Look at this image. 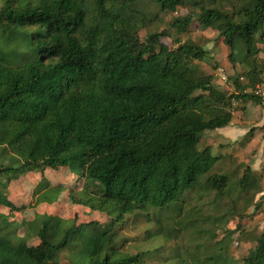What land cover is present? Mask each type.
Segmentation results:
<instances>
[{"label": "trees", "instance_id": "obj_1", "mask_svg": "<svg viewBox=\"0 0 264 264\" xmlns=\"http://www.w3.org/2000/svg\"><path fill=\"white\" fill-rule=\"evenodd\" d=\"M149 1L187 10L169 23L178 34L196 23L239 55L246 69L227 76L232 94L198 66L209 55L194 41L141 38L153 12L138 0H0V188L26 173H68L80 187L70 202L110 218L36 215L20 236L0 213V264H55L62 252L72 264H143L146 254L117 248L128 215L180 210L190 192L221 199L232 177L241 211L258 209L262 175L200 143L232 123L235 102L261 103L250 90L264 83V0ZM63 191L42 177L33 193L52 203ZM1 206L11 207L2 192ZM254 244L243 264H264V232Z\"/></svg>", "mask_w": 264, "mask_h": 264}, {"label": "rangeland", "instance_id": "obj_2", "mask_svg": "<svg viewBox=\"0 0 264 264\" xmlns=\"http://www.w3.org/2000/svg\"><path fill=\"white\" fill-rule=\"evenodd\" d=\"M138 2L141 8L146 7L153 12L147 30L140 33L141 38L146 33L165 32L166 37L161 39V43L169 48H175L179 42L187 39L194 41L209 55L198 62V66L212 74L213 83L219 90L227 94L234 92L231 81L224 83L221 75L238 74L246 68L239 62L237 53L233 52L231 56L228 48L217 40L214 31L203 30L193 23L187 33L178 34L169 23L173 18L187 14L185 8H177L173 13L157 12L149 0ZM243 131L242 136H234ZM228 133L230 137L223 140L217 132H207L202 135L200 144L210 146L214 156L232 150V155L241 159V165L253 166L258 157L264 164L263 104L249 100L235 102L233 120L225 134ZM67 174L52 170L26 173L8 183L6 188H0L11 204V207L1 206L0 213L20 224V236L26 231V223L36 215L75 219L77 223L90 220L106 223L110 220L104 213L70 202V190L78 192L80 187L71 182ZM42 177L50 186L61 185L64 188L52 203L36 201L33 192ZM233 179L230 181L231 194L221 199H214L213 194L200 197L197 192H190L183 198L180 210L171 206L160 213L149 210L148 213L128 215L118 228V250L130 255L146 254L143 264H243L245 256L254 249V239L264 232V182L260 181L262 193L258 209L249 208L245 213V209L241 211L245 194L238 192ZM240 213H243L241 219L237 217ZM29 244L36 245V238L31 237ZM55 264H72V261L62 252Z\"/></svg>", "mask_w": 264, "mask_h": 264}, {"label": "crops", "instance_id": "obj_3", "mask_svg": "<svg viewBox=\"0 0 264 264\" xmlns=\"http://www.w3.org/2000/svg\"><path fill=\"white\" fill-rule=\"evenodd\" d=\"M229 127H230V125L227 126V127L221 128V129H217V130H214V131H210V133H212V132H215L216 133L217 132L218 135H220L223 140H226V139H228L230 137L229 136V133L228 134H225V132L229 129ZM243 133H244V131L241 134L238 133V134H235L234 136L238 135V137H240V136H242ZM235 140L236 139L232 140V142L235 141ZM227 154H232V150H229L227 152ZM249 167L254 172H257V173L261 174L262 175V179L261 180L264 182V164L262 163V161H260L259 157L257 159H255L253 166L250 165Z\"/></svg>", "mask_w": 264, "mask_h": 264}, {"label": "built area", "instance_id": "obj_4", "mask_svg": "<svg viewBox=\"0 0 264 264\" xmlns=\"http://www.w3.org/2000/svg\"><path fill=\"white\" fill-rule=\"evenodd\" d=\"M221 81L224 83L227 82V77L223 74L221 75ZM250 92L258 97L264 105V83L256 85L252 90H250Z\"/></svg>", "mask_w": 264, "mask_h": 264}]
</instances>
